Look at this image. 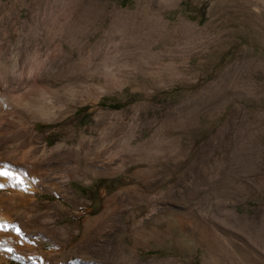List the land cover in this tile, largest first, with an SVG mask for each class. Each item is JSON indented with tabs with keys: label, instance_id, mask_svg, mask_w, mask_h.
<instances>
[{
	"label": "rangeland",
	"instance_id": "1",
	"mask_svg": "<svg viewBox=\"0 0 264 264\" xmlns=\"http://www.w3.org/2000/svg\"><path fill=\"white\" fill-rule=\"evenodd\" d=\"M4 79L3 264H264V0H0Z\"/></svg>",
	"mask_w": 264,
	"mask_h": 264
},
{
	"label": "bare ground",
	"instance_id": "2",
	"mask_svg": "<svg viewBox=\"0 0 264 264\" xmlns=\"http://www.w3.org/2000/svg\"><path fill=\"white\" fill-rule=\"evenodd\" d=\"M10 84L11 83L9 82L8 79H4L3 81L0 80V104L3 105L5 108H9V109H12L13 111H15L14 114L11 116V119H14V118L16 119V117H17L16 115L20 112V108L18 109L17 106L22 102V100H21L20 96L12 94L8 90L9 87H11ZM12 86H13V83H12ZM0 115H2V114L0 113ZM2 118H5V117L2 115ZM105 151H106V149H103L100 146V148L98 150L93 151V153H94L93 157H89V155H91V154H80L76 150H73L72 154H70V155L76 156V158H78L80 155L79 167H78L79 169H77V171H78V170H83L86 168H92V166H95L96 164L94 163V161L99 159L103 155V153H105ZM84 152H85V150H84ZM104 155H106V154H104ZM35 156L36 155H33V153L32 154L28 153V154L23 155V162H24V164H26V167L31 171V173H32L31 176H29L27 172H21V173L15 172V171L13 172L11 170L2 169L0 167V264H3L4 263L3 261L7 260V256L11 253V249H14V246L8 240L9 236L6 233L8 225H11V222L9 223V221L6 217V210H8V208H6V206L4 205L6 197L8 198L9 194L11 195L13 192L14 193L12 195L16 194V196H18L19 204L17 206H15V210L18 209L20 206L22 209L23 208L28 209V207H30L31 205L35 206L36 209H38V207H39L37 204V201H36L37 197H35V199L32 198V200L29 201V199H31V198L28 197L26 194L31 193L33 191L34 184H36L38 181L44 182L45 180L48 179L50 172L48 171V169H45V168H48V166L50 165V162L48 161V159H46V160L43 158L39 159V158H36ZM6 159H7L6 155H0V161H4ZM106 159L109 160L110 164L108 165V167H110V166H112V163L116 162L117 154L116 153L115 154H109ZM60 160H61L60 164L62 165V167L60 168V171H59L60 174L59 175H63L66 172L65 155H60ZM118 160H120V159L118 158ZM67 168H69V167H67ZM49 169H51V168H49ZM67 171H69V170H67ZM94 171L97 173L98 172L99 173L106 172V171H103L101 169H94ZM71 172H73V171H71ZM109 172L110 171H108L106 173H109ZM112 173H114V171H112ZM69 174H70V171H69V173H67V175H69ZM74 174H72V175H74ZM51 175H52V173H51ZM5 180H7V182ZM50 180H51V178H50ZM64 181H65V179H64ZM46 184H47V182H46ZM49 184H52V183H49ZM5 186H9V187L14 186L13 188H15V189L11 193H9V192H6L3 190L5 188ZM27 211H29V210H27ZM14 223L16 225V229L20 230L19 224L16 222H14ZM50 228L51 227H49V226L45 227L46 230H50ZM62 239H64V235L60 236L59 241ZM44 245H46V242L44 243ZM59 248H60V250L63 249L62 244L59 245Z\"/></svg>",
	"mask_w": 264,
	"mask_h": 264
}]
</instances>
